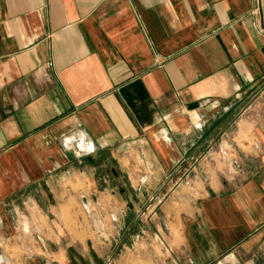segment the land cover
<instances>
[{
	"label": "crops",
	"instance_id": "crops-1",
	"mask_svg": "<svg viewBox=\"0 0 264 264\" xmlns=\"http://www.w3.org/2000/svg\"><path fill=\"white\" fill-rule=\"evenodd\" d=\"M161 191L137 260L264 264V0H0V264L127 255L131 193ZM89 193L64 236L49 215Z\"/></svg>",
	"mask_w": 264,
	"mask_h": 264
},
{
	"label": "rangeland",
	"instance_id": "rangeland-1",
	"mask_svg": "<svg viewBox=\"0 0 264 264\" xmlns=\"http://www.w3.org/2000/svg\"><path fill=\"white\" fill-rule=\"evenodd\" d=\"M221 113V112H220ZM223 113L215 114L214 117L212 118L213 120L211 121L212 125H216V122L218 119L222 116ZM233 118H235L233 116ZM223 119V118H222ZM226 118H224L225 120ZM233 120V119H232ZM221 121V120H220ZM230 124V119L226 120L224 124L222 125L223 128H225L226 124ZM228 124V126H229ZM211 128V127H210ZM209 128V129H210ZM204 129V128H203ZM202 129V130H203ZM205 131V129L203 130ZM221 132H219V129H216L214 131L213 136L214 141L219 137ZM166 191H161L160 193L153 194L151 193V196L153 198L151 199V202L148 200L146 197L144 200L138 199L135 193H131V208L128 210V219L126 217V225L127 229L123 226H120L119 224L113 227V234L117 236H122L123 231L125 232L124 234V241H127L130 243L129 246L130 250L128 253L126 252L127 255H123L120 250L117 249L115 246L114 249L116 254L120 253L118 255H115V252L109 253L111 249V245L113 240H106L104 238H101L99 240V246L98 248H93V242L90 241L89 243L84 242V248L81 246L79 243H75L72 239H66V251L68 253L67 255V264H144L143 262H140L138 259V256L141 252L143 253H150L151 255L155 254L154 249L155 247L163 248L165 249L166 245L165 242L161 239L156 238L153 233L157 228L156 223L154 222L155 218L153 217L154 215H157L158 217H164L162 212V204L165 200L168 198V194H166ZM96 196L94 194H84L79 197V199H72L68 202V205L63 209V214L62 217L66 221L65 224H60L55 217L50 214L49 218L51 222H55V224L58 226L59 230L61 233H63L64 236L68 237V228H71V224L68 223L69 220H71L73 217H81V220L87 221L88 224H90L89 220L92 219V217L88 216L90 213L92 214L97 210V203L93 200V197ZM84 197H86L90 204V208L84 206ZM97 197V196H96ZM153 203H155L153 205ZM95 207V208H94ZM24 210L21 209L19 211V215H21ZM111 215V214H110ZM110 218V216H109ZM111 219V218H110ZM156 218V222L159 221ZM25 220V219H24ZM26 221V220H25ZM24 221V223H25ZM68 221V222H67ZM159 224V222H158ZM144 228L148 232L149 238L142 234L141 231H138V229ZM28 229V228H27ZM101 232L104 231V227L99 228ZM106 230L108 228H105ZM71 230V229H70ZM123 238V236L121 237ZM120 240H119V246L120 248ZM21 246H18V252L19 254L22 252ZM18 260L19 264L20 263H25L26 257L22 255H18ZM2 264H5V257L2 256Z\"/></svg>",
	"mask_w": 264,
	"mask_h": 264
},
{
	"label": "built area",
	"instance_id": "built-area-1",
	"mask_svg": "<svg viewBox=\"0 0 264 264\" xmlns=\"http://www.w3.org/2000/svg\"><path fill=\"white\" fill-rule=\"evenodd\" d=\"M91 149H93V146H91ZM194 161L196 162V158L194 159ZM93 200L95 201V203H97V197L96 196L93 197ZM83 201H84V206L90 208L91 203L89 202V200L86 197H84ZM110 216H111V219L116 220V216L114 214H111Z\"/></svg>",
	"mask_w": 264,
	"mask_h": 264
},
{
	"label": "trees",
	"instance_id": "trees-1",
	"mask_svg": "<svg viewBox=\"0 0 264 264\" xmlns=\"http://www.w3.org/2000/svg\"><path fill=\"white\" fill-rule=\"evenodd\" d=\"M224 124V120L217 122L216 125H213L212 128H210V132L207 134L206 137H209L210 135H213L214 131H216V129H219L220 126H222Z\"/></svg>",
	"mask_w": 264,
	"mask_h": 264
}]
</instances>
